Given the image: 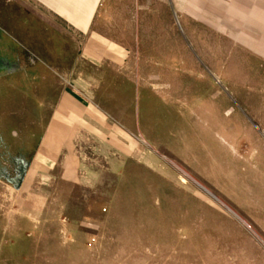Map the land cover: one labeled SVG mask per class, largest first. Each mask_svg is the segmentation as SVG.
<instances>
[{
  "label": "rangeland",
  "instance_id": "1",
  "mask_svg": "<svg viewBox=\"0 0 264 264\" xmlns=\"http://www.w3.org/2000/svg\"><path fill=\"white\" fill-rule=\"evenodd\" d=\"M112 2L76 40L0 3V264H264V0ZM80 76L116 131L5 191Z\"/></svg>",
  "mask_w": 264,
  "mask_h": 264
},
{
  "label": "crops",
  "instance_id": "2",
  "mask_svg": "<svg viewBox=\"0 0 264 264\" xmlns=\"http://www.w3.org/2000/svg\"><path fill=\"white\" fill-rule=\"evenodd\" d=\"M112 1V10L115 11L120 0ZM12 2L18 5L16 10L29 15L45 29H63L76 40L81 36L88 35L101 7L106 5L107 0H1V8L8 7V4ZM99 18L103 20L104 13H100ZM86 46L84 45V48ZM78 47V50L81 51L79 45ZM77 66L75 65V67ZM84 84H88L85 78L75 77L71 81V87H66L61 94L59 104L53 110L45 134L40 141L35 158L39 167L37 172H33L32 181L27 178L23 179L21 183L6 180L8 184H5V191H28L30 188L32 191H42L44 188L39 182L36 187L34 186L36 180L45 179L41 170L51 169L49 165L54 166L52 158L54 154L58 153L61 148L72 147V139L77 137V133L116 131L103 118L99 117L96 111L81 103V98L86 97ZM63 168H65L63 175L65 179L77 183L84 182L83 184L87 186L97 185L98 174L93 177H86L81 172L73 174L67 171L66 162L63 164ZM0 191H3V188Z\"/></svg>",
  "mask_w": 264,
  "mask_h": 264
},
{
  "label": "bare ground",
  "instance_id": "3",
  "mask_svg": "<svg viewBox=\"0 0 264 264\" xmlns=\"http://www.w3.org/2000/svg\"><path fill=\"white\" fill-rule=\"evenodd\" d=\"M181 173L183 174V176L187 179L192 180L191 176H189L186 172L181 170ZM194 180V179H193ZM192 180V181H193ZM203 192H205L206 194H208L209 196H211L217 203H219L221 206H223L230 214H232L233 216H235L239 221H241L243 223V220L236 215V213H234V211H232V209H230L229 207H227L222 201H220L216 196H214L205 186L197 183L196 181H193ZM245 224V223H244ZM252 233V232H251ZM256 237V236H255ZM258 238V237H257Z\"/></svg>",
  "mask_w": 264,
  "mask_h": 264
}]
</instances>
